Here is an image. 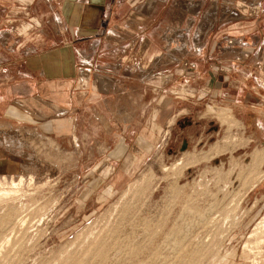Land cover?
I'll return each instance as SVG.
<instances>
[{"label":"crops","instance_id":"1","mask_svg":"<svg viewBox=\"0 0 264 264\" xmlns=\"http://www.w3.org/2000/svg\"><path fill=\"white\" fill-rule=\"evenodd\" d=\"M237 1L246 9L233 17ZM180 81L191 105L169 96ZM258 81L264 0H0V155L14 140L23 151L55 142L63 128L80 158L126 159L128 176L157 134L214 108L244 141L232 150L254 159L264 150Z\"/></svg>","mask_w":264,"mask_h":264},{"label":"rangeland","instance_id":"2","mask_svg":"<svg viewBox=\"0 0 264 264\" xmlns=\"http://www.w3.org/2000/svg\"><path fill=\"white\" fill-rule=\"evenodd\" d=\"M176 86L169 96L191 105L195 94L177 98ZM194 115L157 134L128 176L126 159L80 158L63 128L55 142L24 151L9 142L0 155V264H264V190L254 187L264 150L254 159L251 148L232 150L244 141L229 136L226 110Z\"/></svg>","mask_w":264,"mask_h":264},{"label":"built area","instance_id":"3","mask_svg":"<svg viewBox=\"0 0 264 264\" xmlns=\"http://www.w3.org/2000/svg\"><path fill=\"white\" fill-rule=\"evenodd\" d=\"M184 67L186 68V69H188V70H193L194 69V65H192V64H184ZM221 71H223V70H221ZM187 82L186 81H180L179 82V84L176 86V88L178 87V88H180L179 89V91H173L172 92V94L173 95H175V96H177V98H179V93L180 92H183V90H186V91H188V93H184L185 95H189V94H192V93H194V91L193 90H189V89H187L188 87H187ZM258 88H259V90L261 89V90H263L264 89V83L262 82V81H258Z\"/></svg>","mask_w":264,"mask_h":264},{"label":"bare ground","instance_id":"4","mask_svg":"<svg viewBox=\"0 0 264 264\" xmlns=\"http://www.w3.org/2000/svg\"><path fill=\"white\" fill-rule=\"evenodd\" d=\"M19 177V176H18ZM3 178V177H2ZM20 178V177H19ZM3 180V179H2ZM5 180V179H4ZM1 181V180H0ZM11 181V180H10ZM20 181H22V180H20ZM4 182V181H3ZM2 183V182H1ZM7 183V182H6ZM9 183H13V181L12 182H9ZM15 183V182H14ZM19 183V182H18ZM5 184V183H4ZM7 185V184H6ZM12 186H14L13 184H11ZM16 185V184H15Z\"/></svg>","mask_w":264,"mask_h":264}]
</instances>
